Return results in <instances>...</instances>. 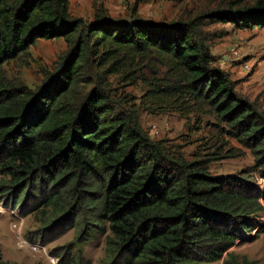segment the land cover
<instances>
[{
	"label": "trees",
	"instance_id": "16d2710c",
	"mask_svg": "<svg viewBox=\"0 0 264 264\" xmlns=\"http://www.w3.org/2000/svg\"><path fill=\"white\" fill-rule=\"evenodd\" d=\"M69 7V0H0V199L24 216L48 213L45 245L65 234L54 228L70 215L76 240L106 233V264H214L224 256V264H242L231 250L264 214L255 186L214 176L204 163L152 141L136 110H117L106 77L134 82L137 59L155 57L165 73L148 79L141 105L214 118L253 154L263 176L264 115L237 93L196 21L135 17L122 24L101 9L86 24ZM202 17L238 31L264 29V0H225ZM57 39L68 50L44 86L3 81L5 64L39 40ZM91 57L97 82L79 92ZM0 264L18 263L5 261L0 249ZM59 264L90 262L78 251Z\"/></svg>",
	"mask_w": 264,
	"mask_h": 264
},
{
	"label": "rangeland",
	"instance_id": "374dc122",
	"mask_svg": "<svg viewBox=\"0 0 264 264\" xmlns=\"http://www.w3.org/2000/svg\"><path fill=\"white\" fill-rule=\"evenodd\" d=\"M224 2L225 0H69V9L72 18L83 20L86 24L92 23L101 9L115 23L122 24L131 23L135 17L162 25L177 21H196L217 65L229 74L237 93L254 104L264 115V29L238 31L230 24L202 17ZM67 50V43L63 39L39 40L29 49L27 55L3 66L2 79L7 85L18 89H39L56 71ZM96 60L95 57L90 58L85 79L79 85V92L89 90L97 82L100 70ZM246 63L251 66L250 71L243 69ZM137 64L140 68L134 72L137 77L134 82L125 80L122 76L106 77L117 110L123 113L136 110L135 116L139 124L152 141L163 142L172 152L183 155L187 161L204 163L210 174L232 176L252 183L255 186L254 191L260 196V203L264 206V176L253 154L226 135L225 126L216 125L217 122L212 117L197 114L180 116L175 110L157 112L151 102L141 105L149 89L148 79L155 75L162 76L165 69L155 57L150 56L137 59L138 69ZM1 200L0 249L5 261L18 264H51V256L62 258L67 252L75 254L80 251L84 262H108L106 233L96 231L88 239L82 234L79 241L76 240L80 235L78 236L79 229H76L75 222L72 223L75 220L73 215L54 228L67 230L63 236L49 244H42L43 249L40 251H32L22 240L40 241L43 234L42 219L48 213L40 209L24 216L19 207L7 206V202L4 205ZM21 200L22 198L19 202ZM70 223L73 224L71 227ZM251 225L250 231L241 235L237 246L231 252L242 264L245 261L264 264V214L252 219ZM45 239L48 240L47 235ZM226 257L214 264H224Z\"/></svg>",
	"mask_w": 264,
	"mask_h": 264
},
{
	"label": "built area",
	"instance_id": "2783aa9c",
	"mask_svg": "<svg viewBox=\"0 0 264 264\" xmlns=\"http://www.w3.org/2000/svg\"><path fill=\"white\" fill-rule=\"evenodd\" d=\"M243 69L246 71H250L251 70V66H249L247 63L243 65ZM17 216V214H15ZM18 224V223H17ZM22 243L24 245H26L27 247H30V249L34 252L40 251L43 249V246L41 244V242H35V243H29L26 239L22 240ZM51 263L52 264H57L59 262L58 258L55 257H50Z\"/></svg>",
	"mask_w": 264,
	"mask_h": 264
},
{
	"label": "clouds",
	"instance_id": "9594fccd",
	"mask_svg": "<svg viewBox=\"0 0 264 264\" xmlns=\"http://www.w3.org/2000/svg\"><path fill=\"white\" fill-rule=\"evenodd\" d=\"M2 201V200H1ZM4 205H5V201H4V203H3ZM17 220H19V219H17ZM27 240V239H26ZM28 241V240H27ZM29 242V241H28ZM40 242H42V239L40 238ZM29 243H35V242H29ZM41 244H43V242L41 243ZM44 245V244H43ZM42 245V246H43ZM51 257H55V258H58L59 259V262L57 263V264H59L60 263V257H58V256H51ZM52 264V263H51Z\"/></svg>",
	"mask_w": 264,
	"mask_h": 264
}]
</instances>
